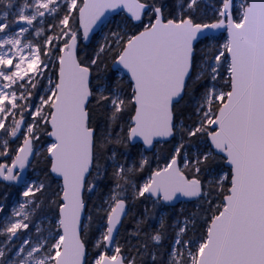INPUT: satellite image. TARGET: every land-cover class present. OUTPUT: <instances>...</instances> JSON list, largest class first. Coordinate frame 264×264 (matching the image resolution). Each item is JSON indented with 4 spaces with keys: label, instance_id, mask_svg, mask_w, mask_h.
I'll return each mask as SVG.
<instances>
[{
    "label": "trees",
    "instance_id": "trees-1",
    "mask_svg": "<svg viewBox=\"0 0 264 264\" xmlns=\"http://www.w3.org/2000/svg\"><path fill=\"white\" fill-rule=\"evenodd\" d=\"M139 1L149 7L140 24H134L124 14H119L102 27L88 46L81 39L78 21L84 0H75L74 5L65 1L54 14L45 16L41 23L36 22L28 38L39 49L41 69L36 78L16 83L13 89L18 98L14 108L6 103L13 111L6 117L0 134V166L10 163L23 145L26 131L15 136L20 121H25L26 127L35 121L30 136L37 153L28 181H34L36 186L27 198L28 228L32 231L36 223L48 220L53 237L47 247L52 249L54 261L62 239L59 211L63 194L62 184L50 172L49 153L53 143L49 140L52 131L49 121L56 99L58 64L63 48L72 39L78 43L76 54L80 64L89 68L92 74L88 118L89 127L95 131V161L85 190L87 218L82 233L88 251L87 264H99L97 260L103 251L106 256L111 254L112 250H106L105 241L100 240L108 227L107 200L115 193L118 202H125L128 206V215L115 242L119 258H123L126 264H195L206 243L209 225L223 210L230 189L231 171L226 167L224 157L215 155L209 144L211 122L230 92L227 36L221 34L197 43L193 74L188 80L185 96L173 111L175 137L168 143H158L152 152L146 153L141 145L129 142L135 113L134 86L123 73L112 68L130 39L152 26L157 10L166 21L190 20L194 25L206 26L225 19L222 10L226 0ZM247 5L245 0L243 9ZM243 9L235 2L236 23L241 22ZM102 33L107 36L104 47ZM48 86L53 89L52 93L47 91ZM212 87L222 90L219 101L216 98L208 101ZM116 93L122 97L119 107L113 106ZM42 103L41 114L33 119L34 108ZM173 159L178 160L181 171L189 180L200 183L203 191L192 202L169 207L154 200L142 187ZM117 163L131 164L133 168L121 174ZM23 188L0 182V239L7 238L6 218L11 214L14 202L23 198Z\"/></svg>",
    "mask_w": 264,
    "mask_h": 264
},
{
    "label": "water",
    "instance_id": "water-1",
    "mask_svg": "<svg viewBox=\"0 0 264 264\" xmlns=\"http://www.w3.org/2000/svg\"><path fill=\"white\" fill-rule=\"evenodd\" d=\"M247 3L238 24L235 0H226L224 20L206 26L190 20L166 21L157 10L152 26L133 36L112 66L134 86L129 142L152 152L158 143L175 137L173 111L193 74L197 43L221 34L228 38L230 92L211 122L209 144L215 155L224 157L232 178L223 210L212 219L195 264H264V0ZM79 10L81 39L88 46L111 18L124 14L140 24L149 7L139 0H84ZM19 24L32 25L25 19ZM77 46L72 39L63 49L49 121L50 172L62 184L63 194L62 239L55 264H87L88 260L82 233L87 218L85 190L95 161V131L88 118L92 74L80 64ZM35 156L33 138L28 137L11 165L0 166V182L24 186ZM150 179L147 194L169 207L202 195L200 183L183 174L177 159ZM127 212V204L120 201L109 213L107 251L114 248ZM99 264L126 263L121 257L105 255Z\"/></svg>",
    "mask_w": 264,
    "mask_h": 264
},
{
    "label": "rangeland",
    "instance_id": "rangeland-1",
    "mask_svg": "<svg viewBox=\"0 0 264 264\" xmlns=\"http://www.w3.org/2000/svg\"><path fill=\"white\" fill-rule=\"evenodd\" d=\"M8 1L11 4L6 7L7 9L0 16V134L6 123V117L13 111L7 108L6 103L14 108L18 98L13 89L16 83L25 79L36 78L41 69L39 49L37 46L32 45L28 38L32 26L20 27L17 21L26 19L31 21L33 25L36 22L41 23L45 16L54 14L58 6L65 3V1H69L71 5L75 3V0H20V3H17L18 0ZM235 2L240 9L245 6V0H236ZM12 15L15 17V21L10 20ZM124 26L123 24L122 28ZM106 39V34L102 33L103 47L106 44ZM47 91L52 93L53 89L48 86ZM210 91L209 102L214 98L219 101L223 96L222 90L219 88L212 87ZM121 102V95L116 93L113 106L119 107ZM43 103L45 104L44 101ZM43 103L34 108L33 119L41 114ZM21 122L22 120L18 124L15 136L21 135L25 130L26 132L23 133V140H25L33 133L35 121L27 127L25 123L21 126ZM117 167L121 174L130 172L133 168L131 164L124 166L119 163H117ZM150 180L143 185L142 189L144 191H146L145 189ZM35 186V182L32 180L24 184L23 198L14 202L11 214L6 218L5 235L7 238L0 239V264H55L51 255L52 249L47 247L49 239L53 237V233L48 228V220L44 219L43 222L47 226L43 223H36L32 231L28 228L27 198L34 191ZM117 202V194L115 193L107 200V210L111 212L116 207ZM106 234L107 231L103 233L104 236L100 242L105 241ZM117 254L118 250L114 244L109 256L116 258L118 257ZM104 256L105 251L99 256L97 262L99 263Z\"/></svg>",
    "mask_w": 264,
    "mask_h": 264
},
{
    "label": "flooded vegetation",
    "instance_id": "flooded-vegetation-1",
    "mask_svg": "<svg viewBox=\"0 0 264 264\" xmlns=\"http://www.w3.org/2000/svg\"><path fill=\"white\" fill-rule=\"evenodd\" d=\"M10 5V3H9V1L8 0H0V16H1V14L3 13V11L4 10H6L7 8L6 7H8ZM14 15V14H13ZM13 15H12V17L10 18V20H12V21H15L14 19H15V17H13ZM26 20V19H25ZM11 21V22H12ZM21 20H18L17 21V24L20 26V24H19V22H20ZM31 22V21H30ZM32 23V22H31ZM32 28L34 27V25H33V23H32ZM20 27H22V26H20ZM15 159V158H14ZM13 162V160L10 162V163H3V164H5V165H11V163ZM3 164H1V166L3 165Z\"/></svg>",
    "mask_w": 264,
    "mask_h": 264
}]
</instances>
